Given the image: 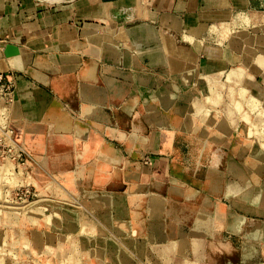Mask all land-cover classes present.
I'll use <instances>...</instances> for the list:
<instances>
[{
  "label": "crops",
  "instance_id": "obj_1",
  "mask_svg": "<svg viewBox=\"0 0 264 264\" xmlns=\"http://www.w3.org/2000/svg\"><path fill=\"white\" fill-rule=\"evenodd\" d=\"M262 12L264 0H0L14 135L59 174L126 185L138 229L160 241L264 264V151L242 105L228 121L208 100L220 80L243 91L237 49ZM251 80L262 94L264 72Z\"/></svg>",
  "mask_w": 264,
  "mask_h": 264
},
{
  "label": "rangeland",
  "instance_id": "obj_2",
  "mask_svg": "<svg viewBox=\"0 0 264 264\" xmlns=\"http://www.w3.org/2000/svg\"><path fill=\"white\" fill-rule=\"evenodd\" d=\"M249 22L253 32L243 43L246 48L237 49L239 62L233 67L247 75L244 92L233 85L224 93L226 84L220 80L208 100L216 105L214 113L228 121L236 120L242 105V131L264 151V83L261 94L251 80L264 72V62L256 61L264 57V12ZM248 47L255 55L248 53ZM7 99L11 101L13 93L4 105ZM10 120L0 124V264H256L240 263L233 247L209 249L207 239L193 252L184 246L182 234L160 241L150 231L138 229L142 223L131 213L139 203H129L130 196L122 191L126 185L120 183L116 187L120 189L112 191L93 183L94 176L59 174L64 167L53 168L47 155L27 150ZM116 203L123 205L120 212Z\"/></svg>",
  "mask_w": 264,
  "mask_h": 264
},
{
  "label": "built area",
  "instance_id": "obj_3",
  "mask_svg": "<svg viewBox=\"0 0 264 264\" xmlns=\"http://www.w3.org/2000/svg\"><path fill=\"white\" fill-rule=\"evenodd\" d=\"M12 87H13L12 74L10 72L8 73V72L0 71V124H1V121H3V119H6L9 117V120H10L9 108H10L12 100L10 101L9 99H7V102L5 103V105H4V102L6 101V98H8V96L11 95V93H13V91H11Z\"/></svg>",
  "mask_w": 264,
  "mask_h": 264
},
{
  "label": "water",
  "instance_id": "obj_4",
  "mask_svg": "<svg viewBox=\"0 0 264 264\" xmlns=\"http://www.w3.org/2000/svg\"><path fill=\"white\" fill-rule=\"evenodd\" d=\"M17 53H18L17 48L11 44L6 45L3 50V54L5 57L15 56L17 55Z\"/></svg>",
  "mask_w": 264,
  "mask_h": 264
},
{
  "label": "bare ground",
  "instance_id": "obj_5",
  "mask_svg": "<svg viewBox=\"0 0 264 264\" xmlns=\"http://www.w3.org/2000/svg\"><path fill=\"white\" fill-rule=\"evenodd\" d=\"M240 98H241V97H240ZM249 106H250V105H249ZM252 106H254V105H252ZM207 123H208V122H207ZM189 124H190V123H189ZM241 149H242V148H241ZM6 163H7V162H6ZM6 163H5V166H6V169H7L10 165L7 163V164L9 165V166H8V165H6ZM260 163H261V162H260ZM5 166H3V167H5ZM7 166H8V167H7ZM0 167H1V166H0ZM255 168H256V167H255ZM3 169H4V168H3ZM4 170H5V169H4ZM10 172H11V171H10ZM10 172H9V173H10Z\"/></svg>",
  "mask_w": 264,
  "mask_h": 264
}]
</instances>
